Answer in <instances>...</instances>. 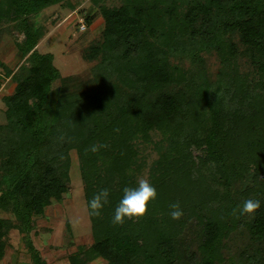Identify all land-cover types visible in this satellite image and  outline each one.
I'll return each instance as SVG.
<instances>
[{"label":"trees","instance_id":"trees-1","mask_svg":"<svg viewBox=\"0 0 264 264\" xmlns=\"http://www.w3.org/2000/svg\"><path fill=\"white\" fill-rule=\"evenodd\" d=\"M59 1L8 0V18L20 19L25 33L23 53L31 51L36 63L2 98L0 209L11 211L16 224L0 218V238L13 226L27 231L31 216L67 191L68 152L75 150L86 203L101 188L110 195L99 216L89 214L92 243L70 255V264L96 258L107 264H220V241L235 228L247 240L242 264H264V0L102 6L101 39L85 56L98 59L92 85L80 93H50L58 70L50 54L32 50L41 33L25 18ZM165 1L173 6H162L157 20L147 16ZM180 4L184 8L176 12ZM91 17L84 16L87 25ZM156 22L162 24L158 35L151 27ZM188 46L196 57L204 46L223 55L240 47L256 77L224 71L222 88L197 84L162 91L170 83L169 54ZM140 146L157 156L147 170L157 195L142 218L114 224L122 188L136 182ZM90 152L102 154L100 163L90 160ZM246 198L260 201L254 215L239 211ZM173 202L202 227L193 250L178 241L186 230L181 218L168 215ZM31 250L33 263L45 264Z\"/></svg>","mask_w":264,"mask_h":264},{"label":"rangeland","instance_id":"rangeland-1","mask_svg":"<svg viewBox=\"0 0 264 264\" xmlns=\"http://www.w3.org/2000/svg\"><path fill=\"white\" fill-rule=\"evenodd\" d=\"M1 1L5 9L3 8L2 12L0 10V122L3 121L2 112L5 109L2 98L13 93L16 82L28 76L36 63V59L30 54L31 51L23 53L25 33L22 27L17 25L20 19L18 22L10 21L7 15L10 6L8 0H0V3ZM166 3L173 6L167 1L162 2L160 6L148 9L147 16L155 20L157 14L165 13L162 6L165 7ZM127 4L129 3L125 0H62L25 18L27 25L34 26L33 28L41 33L32 50L38 54H50L51 63L58 70L59 77L51 85L50 93L55 88L62 92L80 93L84 89L87 90L88 84L92 85L98 59L87 60L85 56L89 53V47L101 39L103 19L99 9L102 6L111 8ZM183 8L181 4L177 5L175 11H182ZM87 15L92 16L90 25L84 20V16ZM165 16L167 15L163 17ZM81 23L84 28L80 27ZM151 27L155 29L154 35H158L162 24L156 22ZM231 40L233 43L236 42L235 38ZM192 51L188 46L174 55L169 54L170 83L162 91L172 92L173 87L185 90L197 84L209 90L222 88L224 71L230 73L234 70L232 73L244 74L248 79L252 77L251 71L255 66L241 53L240 47L236 48L233 55L228 54L226 50L223 55L210 46H204L197 53L199 54L197 57L191 55ZM225 87L229 88L228 91L231 88ZM156 139L154 135L153 140ZM90 154L92 156L90 160L100 163L103 157L101 153ZM68 156V188L65 193L69 195L65 197L62 194L59 199L51 198L42 213L31 216L27 231L19 229L18 225L6 231L0 238V264H34L31 247L37 251L45 264H70V255L75 254L80 246H89L92 243L91 223L83 192L81 162L75 150L69 151ZM138 156L136 162L140 168L136 181L141 177L148 178V165L157 157L148 146H140ZM140 157H145V160ZM253 169L250 167L251 171ZM0 218L16 224L11 211L0 209ZM180 218L186 236L184 234L178 241L185 248L193 250L199 244L202 227L185 214ZM242 234L241 229L235 228L226 237H222L220 243L223 262L220 264H242L241 258L247 242ZM246 254L247 251L244 257ZM87 264L107 263L101 258H96Z\"/></svg>","mask_w":264,"mask_h":264},{"label":"clouds","instance_id":"clouds-1","mask_svg":"<svg viewBox=\"0 0 264 264\" xmlns=\"http://www.w3.org/2000/svg\"><path fill=\"white\" fill-rule=\"evenodd\" d=\"M96 147H92L95 151ZM122 194L116 202L111 222L114 224H122L126 219L142 218L147 211V206L152 200L156 198L157 192L155 186L146 178H138L133 186H124L121 190ZM67 197L68 193H63ZM109 190L101 188L94 192L87 201V208L89 214L92 216H99L108 203ZM260 208V201L257 199L246 198L239 208L241 214L254 215ZM168 215L172 219H178L183 215L180 205L173 202L169 205Z\"/></svg>","mask_w":264,"mask_h":264},{"label":"built area","instance_id":"built-area-1","mask_svg":"<svg viewBox=\"0 0 264 264\" xmlns=\"http://www.w3.org/2000/svg\"><path fill=\"white\" fill-rule=\"evenodd\" d=\"M80 27H81V28H84V25H83V23H81V24H80Z\"/></svg>","mask_w":264,"mask_h":264}]
</instances>
